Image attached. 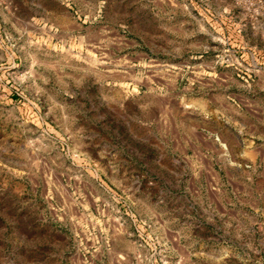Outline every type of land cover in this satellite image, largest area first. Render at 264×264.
I'll use <instances>...</instances> for the list:
<instances>
[{
  "label": "rangeland",
  "instance_id": "obj_1",
  "mask_svg": "<svg viewBox=\"0 0 264 264\" xmlns=\"http://www.w3.org/2000/svg\"><path fill=\"white\" fill-rule=\"evenodd\" d=\"M0 264H264V0H0Z\"/></svg>",
  "mask_w": 264,
  "mask_h": 264
}]
</instances>
